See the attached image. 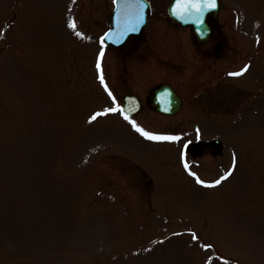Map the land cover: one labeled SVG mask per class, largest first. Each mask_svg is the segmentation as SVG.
Instances as JSON below:
<instances>
[{"label":"rangeland","instance_id":"rangeland-1","mask_svg":"<svg viewBox=\"0 0 264 264\" xmlns=\"http://www.w3.org/2000/svg\"><path fill=\"white\" fill-rule=\"evenodd\" d=\"M149 1L114 47L113 0H0V264H264V0H221L212 58ZM164 79L183 113L106 111ZM225 94L223 117L189 108Z\"/></svg>","mask_w":264,"mask_h":264},{"label":"water","instance_id":"water-1","mask_svg":"<svg viewBox=\"0 0 264 264\" xmlns=\"http://www.w3.org/2000/svg\"><path fill=\"white\" fill-rule=\"evenodd\" d=\"M115 8L112 13V26L104 35L108 43L123 45L131 34L142 31L150 13V2L143 0L140 4L137 0H114ZM208 0H172L169 5V13L173 19L182 24H191L196 37L200 41L207 40L212 33V27L207 21V16L213 12L218 15L220 0H215L214 8L207 7ZM194 4H198L199 11ZM201 21V22H198ZM135 28L134 31L129 30ZM153 102L157 110L172 113L182 105V98L176 93L172 85L162 83L155 89ZM142 108V101L135 93L124 95L123 109L126 113H133Z\"/></svg>","mask_w":264,"mask_h":264},{"label":"flooded vegetation","instance_id":"flooded-vegetation-1","mask_svg":"<svg viewBox=\"0 0 264 264\" xmlns=\"http://www.w3.org/2000/svg\"><path fill=\"white\" fill-rule=\"evenodd\" d=\"M218 16L217 17L214 16L213 12H210L208 14L207 21L212 26L213 31L211 33V36L207 40L200 41L196 37L195 32L194 31L191 32V35H192L191 37H192L193 43L195 45V49H199L200 48V50H199V51H201L200 53H203L204 55H207V57H209V58H212V56H214V55H216V57L218 55L221 56V55L225 54V50L227 51V47H225V42H226L227 37L225 36V34L223 33L222 30L218 33L216 31V28H215V22L218 19ZM169 19H170V21L172 23L180 25L179 22L173 20L171 17ZM140 34H132L129 37V39L126 41V43L130 40V38L132 36H139ZM207 43L210 44L209 47L207 46L205 49H202V47H200V46L205 45ZM235 59L237 61L239 59V57L236 55ZM242 70H243V68H241L239 70H236L235 72H241ZM165 82L170 83L172 85V87L175 89V91L180 95V93L178 92V90L176 89V87L169 80H167V79L160 80L158 83H156L154 85V87H153V89L151 91V94H149L146 97V99H145V102L146 103H144V101L142 100V108L140 109V111L144 108V104H147L151 109H153L157 113H160V114H163V115L173 116V115H177L179 113H183L184 112L183 111V108H184V105H185L186 101L184 100V97H182L181 95L180 96L182 98V105L175 112L166 113V112H162V111H159V110L156 109V107L154 105V102H153V96H154V93H155V89L158 86H160L162 83H165ZM131 93H135V92H131ZM225 96H226V100L225 99L218 100L214 96H210V97L207 96L206 99L202 100V102H198V104L196 102H195V104H190V107L189 108H191V109H194V108L197 109L198 108V109L202 110L203 111L202 114H205V117H213V116L223 117L226 114L232 113L231 112L232 110L228 112V107H229V101L230 100L228 99V96L226 94H225ZM218 104H220V109H223L222 115H220V116L216 115V113L218 112L217 111L218 110ZM204 105L207 107V109H202V106H204ZM140 111H138V112H136V113H134L132 115H129V116H134L137 113H139ZM193 128L198 129L199 128V124L197 122H194ZM211 142L214 143V144H216L217 146H223V144H222L221 141H219V142L217 141V138L216 137L211 138ZM190 146L191 147H194L195 144H190Z\"/></svg>","mask_w":264,"mask_h":264},{"label":"snow or ice","instance_id":"snow-or-ice-1","mask_svg":"<svg viewBox=\"0 0 264 264\" xmlns=\"http://www.w3.org/2000/svg\"><path fill=\"white\" fill-rule=\"evenodd\" d=\"M137 2L142 4L143 0H137ZM193 6L196 7L197 10L199 11L198 4H194ZM215 6H216L215 0H208L207 7L214 8ZM198 22H201V21H198ZM69 26L71 28H73V29L76 28L75 22L70 23ZM129 30L134 31L135 28H132V29H129ZM75 34L77 36H82V33H80V32H76ZM101 41L103 42V37L101 38ZM100 56H103V51H101ZM97 67L98 68L100 67L99 62L97 64ZM244 71H247V66H245V68L241 72L229 73V75L230 76H240V75L243 74ZM100 79H101V82L103 83V76H101ZM105 88L107 89L106 85H105ZM109 95L111 96V92H109ZM106 111H108V112H116V111H122V109H119L117 107H113V108L107 109ZM103 114H105V113H96L93 117H91V119L94 120V119H96L97 116L103 115ZM124 119L127 120L128 116L125 115ZM131 123H132L133 127L136 128V131H138L141 135H143L145 138H147L149 140H154V141H175V140H179L180 139L179 136H167V135L153 134V133L145 131L143 128L138 127L136 125L135 121H131ZM197 133H198V138H199V129H197ZM185 147H187V145H185ZM184 167L187 170L189 166H188L187 163H185ZM235 167H236V158L234 156L233 157V168L229 169L228 172H226L223 176H221L219 179H217L214 183L205 184V182L200 180V179H197V183L203 184L206 187H215L216 185H219L223 180H226L229 176H231L232 173H233V170L235 169ZM190 174L195 175V173H190Z\"/></svg>","mask_w":264,"mask_h":264}]
</instances>
